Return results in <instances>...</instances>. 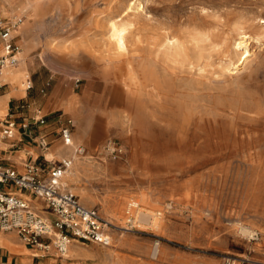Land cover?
<instances>
[{
    "label": "rangeland",
    "instance_id": "obj_1",
    "mask_svg": "<svg viewBox=\"0 0 264 264\" xmlns=\"http://www.w3.org/2000/svg\"><path fill=\"white\" fill-rule=\"evenodd\" d=\"M26 4L0 0V16L22 20L16 42L30 77L44 100L74 93L92 131L76 140L86 149L76 164L94 175L67 188L127 245L80 244L101 252L90 261L264 264V0H47L35 13ZM113 21L128 27L122 50ZM122 116L128 132L115 126ZM109 140L120 158L105 153Z\"/></svg>",
    "mask_w": 264,
    "mask_h": 264
},
{
    "label": "built area",
    "instance_id": "obj_2",
    "mask_svg": "<svg viewBox=\"0 0 264 264\" xmlns=\"http://www.w3.org/2000/svg\"><path fill=\"white\" fill-rule=\"evenodd\" d=\"M21 22L22 20L17 18L6 19L0 16V40L3 43L0 52V73L4 69L17 66L20 61L21 47L13 34ZM32 87L30 82L27 88ZM41 93L46 95V89ZM31 107L27 102H20L15 110L21 113ZM16 111L10 112L0 122L4 138L13 137L18 128ZM33 113L32 120L35 125H47L48 119L40 108L33 107ZM60 123L58 136L66 145L72 146L74 121L66 118ZM30 125V122H24L23 128ZM39 144L44 150L50 147L45 136L39 138ZM104 151L112 158H120L123 155L122 146L115 140H109ZM85 154L86 149L82 146L75 149V157ZM72 161L73 158L63 160L49 172L34 163L28 164L24 173H18L15 169L0 164V231L15 232L26 244L38 248L46 255L54 254L60 257L68 254L74 241L102 247L111 246L110 231L111 227H114L111 222L99 209L83 205L77 195L63 187V177L71 168ZM7 186L18 188L42 200L46 209L39 210L30 201L8 192ZM135 207L136 203H130L127 210V224L132 227L138 222L131 214ZM250 238L254 241L261 240V234L254 232Z\"/></svg>",
    "mask_w": 264,
    "mask_h": 264
},
{
    "label": "crops",
    "instance_id": "obj_3",
    "mask_svg": "<svg viewBox=\"0 0 264 264\" xmlns=\"http://www.w3.org/2000/svg\"><path fill=\"white\" fill-rule=\"evenodd\" d=\"M16 33L17 31L13 34L15 39H17L18 36ZM2 48L3 43L0 40V52ZM21 53L19 55L20 61L17 66L4 69L0 73V122L10 112H15V108L20 102H27L32 107L21 113L16 111L18 114V128L13 137L4 138L0 124V164L11 167L18 173H24L27 165L34 163L44 167L45 170L49 172L63 160L73 158L72 166L66 172L62 180L64 189L70 191L66 184L67 173L72 170L76 162L80 159L74 156L77 146H81L76 143V140L82 141L89 135H92V131L85 135L77 131V133H73L72 146H68L64 143L62 138L58 136V132L61 127L60 121L64 120L67 115L61 110H63L64 105L73 100V97L76 95L69 91L58 99L57 94L53 93L52 95L54 96H52V98L44 100L46 96L41 93L44 88L40 90L39 94V82L30 77L27 70V64L25 62L27 60V54L24 56L23 60ZM8 69L14 71L12 73H5ZM24 71H27L25 77L23 75ZM18 73L20 75L17 77L16 75ZM30 82L33 84L32 89L27 88ZM33 107L42 110L43 114L48 119L47 125L37 126L34 124L32 120L34 116ZM61 112L63 113V115H61L62 117H60L59 114ZM67 117L74 121L72 117ZM24 122H30V127L23 128ZM42 136H45L49 142L50 147L48 150L42 149L39 144V138ZM6 190L30 201L39 210L46 209V205L42 200L33 197L27 192L10 186H7ZM82 204L85 205L84 203ZM80 244L87 246L89 243L74 241L69 249L68 255L65 257L56 256L54 254L46 255L38 248L26 244L17 233L0 231V264H97L90 261L98 258V255H95L96 251L89 252Z\"/></svg>",
    "mask_w": 264,
    "mask_h": 264
},
{
    "label": "bare ground",
    "instance_id": "obj_4",
    "mask_svg": "<svg viewBox=\"0 0 264 264\" xmlns=\"http://www.w3.org/2000/svg\"><path fill=\"white\" fill-rule=\"evenodd\" d=\"M6 3H8L9 2V0H4ZM27 1V4H26V6H25V8L24 9H26V10H32V12L33 13H35L36 12V9H37V7L40 5V4H42L43 2H46L47 0H26ZM141 6V5H140ZM2 8V7H1ZM141 8V7H140ZM263 22H264V20H263ZM110 32H111V41H113V43H115V45H116V47H117V49L119 48V49H124V48H126L125 46H126V38H127V32H128V27L126 26V25H122V24H119L118 22H115V21H113V22H111V24H110ZM246 37V36H245ZM243 38V37H242ZM244 40V39H243ZM170 41V40H169ZM171 41H174V40H172L171 39ZM248 43V42H247ZM247 43H246V41L244 40V41H240L239 42V47H241L242 49H244L245 51L244 52H247L248 50H247ZM166 44V43H165ZM174 42H168V44H167V46H165L166 48L165 49H167L168 51L170 50V49H172L173 47H174ZM179 46V45H178ZM249 46V45H248ZM60 47V46H59ZM176 48V47H175ZM177 48H180V46L179 47H177ZM60 49V48H59ZM58 49V50H59ZM48 51L49 52H51L52 54H56V52H54V49L52 48V47H49L48 48ZM167 51V52H168ZM179 53V52H178ZM50 54V53H49ZM243 54V53H242ZM246 54V53H245ZM175 57V56H174ZM108 59V58H107ZM106 59V60H107ZM109 64V63H108ZM10 69V68H9ZM7 70V71H5V73H12L14 70ZM26 72L27 71H24V73H23V75H24V77L26 76ZM20 74L18 73L16 76L18 77ZM23 90H24V87H23ZM64 109H65V111L66 112H71L72 114H74V118H75V120H76V123H77V126H78V129H79V133H82L83 135H85V134H88V131H89V128H88V126H87V123H86V121L80 116V109L78 108V103L76 102V101H74V100H71V101H69L66 105H64V107H63ZM126 118H127V116H125ZM113 121H115V120H113ZM128 121V120H127ZM124 118H123V116L121 117V119H120V121L115 125V126H117V127H119V129H121L122 131H124V132H126L127 130H128V127H129V124H128V122H127ZM108 130V131H112L113 129H114V127L113 126H111L110 124L108 125V127L107 128H103V129H101V130H97V132H94L95 134V136H97V137H101L102 135H105L106 134V132L107 131H105V130ZM113 132V131H112ZM128 132V131H127ZM96 143V142H95ZM77 161V160H76ZM80 163V162H79ZM83 171L84 172H82L81 171V169L79 168V164H76V166H74L73 168H72V170L69 172V173H67L68 174V176H67V178H66V181L68 180V182H71V183H76L77 181H78V177L80 176V175H82L83 173H93V172H95L94 170H91L90 168H88V166H84L83 167ZM101 172V171H100ZM93 175H94V173H93ZM86 177V176H85ZM80 191H82V190H80ZM84 191V190H83ZM74 193V192H73ZM89 194V193H88ZM90 195V194H89ZM107 204V203H106ZM171 205V204H170ZM109 207V209H108V211H109V213H111V211H112V213H116L115 212V210L113 211V209H110V206H108L107 205V208ZM107 211V212H108ZM145 212V211H144ZM111 215V214H110ZM115 216V215H114ZM140 216V215H139ZM138 216V217H139ZM140 218H141V221H144V222H146V223H150V215H149V213H142L141 214V216H140ZM158 218V217H157ZM139 220V219H138ZM152 221V220H151ZM156 223V225L158 226L159 224H158V220L155 222ZM161 228V227H160ZM248 227H245V226H240V230H241V232H243L244 234H249V235H251L252 234V231H250L249 230V228L247 229ZM128 230V229H127ZM113 236H115V235H112V238L113 239H117L118 241H119V246L120 247H122V248H127V245H126V243H125V239L124 238H122V237H120V238H118V236H116V237H113ZM116 241V240H115ZM117 247V246H116ZM158 250H156V252H157ZM111 252V251H110ZM101 252H99V254H100ZM98 254V255H99ZM109 254H111V257H113L114 255H113V253H109ZM158 254H159V251H158ZM117 255V254H116ZM97 256V255H96ZM98 257V256H97ZM100 259H101V257H100ZM237 262V261H236Z\"/></svg>",
    "mask_w": 264,
    "mask_h": 264
}]
</instances>
